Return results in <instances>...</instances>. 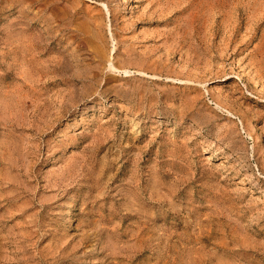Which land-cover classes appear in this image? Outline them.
Wrapping results in <instances>:
<instances>
[{"label":"rangeland","instance_id":"1","mask_svg":"<svg viewBox=\"0 0 264 264\" xmlns=\"http://www.w3.org/2000/svg\"><path fill=\"white\" fill-rule=\"evenodd\" d=\"M0 264H264V0H0Z\"/></svg>","mask_w":264,"mask_h":264},{"label":"bare ground","instance_id":"2","mask_svg":"<svg viewBox=\"0 0 264 264\" xmlns=\"http://www.w3.org/2000/svg\"><path fill=\"white\" fill-rule=\"evenodd\" d=\"M235 68H236V66H235ZM238 73L240 72V76L241 77H243V78H246L247 77V74L245 73V70H243V69H240V67H239V69H238V71H237ZM246 81V80H245ZM249 81V80H248ZM251 81V80H250ZM247 82V81H246ZM254 84V83H253ZM250 85V84H249ZM263 86V85H262ZM262 88V87H261ZM263 90V89H262Z\"/></svg>","mask_w":264,"mask_h":264}]
</instances>
